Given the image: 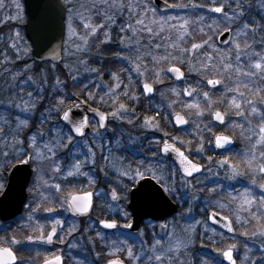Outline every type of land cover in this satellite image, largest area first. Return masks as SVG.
<instances>
[{
  "label": "snow or ice",
  "instance_id": "1",
  "mask_svg": "<svg viewBox=\"0 0 264 264\" xmlns=\"http://www.w3.org/2000/svg\"><path fill=\"white\" fill-rule=\"evenodd\" d=\"M12 6L17 10L15 16H9V20H15L17 22H22V5L19 3V0H10ZM234 5V6H233ZM6 0H0V10H3L6 7ZM165 6L169 7L168 0H165ZM171 7L179 8H188L189 5L185 4H172ZM191 8L197 10V15H199V10L207 8L211 13L221 14V23L218 25L217 20L220 18L213 17L212 23L208 24L209 31H213L214 28H219L222 26L224 32L229 33L233 37L232 40H229V45L231 46V51L221 50L215 44V39L212 36H208L206 40L201 43H193L190 48H180L179 55H173L168 53L165 50V54L161 56H152L153 62L159 61H168L169 66L164 68L161 67L159 70H153L155 75V80L153 83H163V77L167 76L169 73L172 74L178 80L183 81L185 79V71L182 70L181 65L187 64V70L191 72L193 70V65L191 63L192 56L195 55H204L208 63H201L199 69H197L198 74H203L207 71L209 67H214L212 64L213 56L208 55L207 49L211 48L216 52L220 53L219 59L221 61H229L224 65L226 69H232L236 73L237 83L235 87H230L224 85V81L219 78H207L205 77V87L208 85L215 88L217 85H222V91H227L229 93H236L238 95H233L230 98V106L234 109V114L237 117L243 118L247 123H251L249 117H258L259 118V139L252 141V150L253 154L247 156V169L251 170L254 173V178L252 179V184L257 186L260 189V195L257 198L251 190H244L239 196H233V201L239 202L240 210L249 214L251 220H255L260 226L258 233H253V235H259L264 237V183L257 184L255 175H258L261 180H264V163L257 164L256 167H253V161L256 160L254 154V149L257 146L264 147V87H259L258 82H264V0H227L226 3L222 0H205L204 3H191ZM95 9L98 15H102L103 22L97 23L95 25L91 23H84V28L88 30L85 36H81L80 40L83 41V45L77 44L76 51H87L88 47V37L94 36L96 40L93 41L92 46L95 47L96 44L107 45L113 42L117 44L124 45L125 47L129 46L131 41L123 35L126 32H132L135 34V29H133L131 22H125V24L119 26L117 30V36L115 41L112 38V28L115 25V15H122L123 10L127 9L129 15L133 12L137 13L136 24L143 26L147 31L152 35H158V32H153L152 27L145 24V20L140 18V8L144 9V15L146 16L148 12L153 14L155 17L156 8L150 7L149 4L139 5L138 2H129L126 3L125 0H100L99 6L95 3L91 6ZM227 9V11H226ZM256 9L260 14L259 22L251 15V10ZM103 10V11H102ZM115 11V15L110 14L112 11ZM177 17L168 16L161 17L159 20L152 19L150 24H158L160 31H163L166 27L176 29L178 32V40L175 44L172 45L173 48L179 46V41L183 40L186 35H190L188 31L189 20L181 19L183 22L179 25L173 23L169 25V21H175ZM200 21L205 20V16H199ZM70 30L73 35H76L75 31ZM103 36V39L100 36H97V33L100 32ZM203 29H201L202 31ZM257 36H259L258 45L256 43ZM20 38V32L16 31L14 33V39ZM227 39V37H225ZM251 41V42H250ZM243 44V47H242ZM7 47H10L16 50L17 59L20 58L21 49L16 42H12ZM157 49L161 48L160 44H156ZM257 47L260 49L257 51ZM203 49L204 52L197 53V50ZM27 50L25 49V52ZM191 53L192 56H187L186 54ZM184 57V58H181ZM118 59L127 60L128 56H121L117 53ZM139 59V57H138ZM6 63H11L7 62ZM82 63L87 64V60H83ZM233 65L235 67L233 68ZM56 65H53L48 71L51 72ZM138 76L145 77V73L149 71L146 66L144 70H141L142 64L136 63L133 65ZM4 72H7L13 80H23L24 83L35 84L36 81L33 75L29 73L33 71L31 65L27 62L23 66L17 68L4 67ZM39 71V69H36ZM91 71L99 74V69L93 68ZM113 75L112 73H109ZM41 82L48 80V76L44 72H39ZM247 78L248 82L240 81V78ZM116 80L115 89L120 88L119 78L113 76ZM73 79H76L73 76ZM53 86L49 89L42 90L37 88L35 93L28 91L26 97L22 96L20 93L22 89L17 90L16 98L12 100V103L8 105L9 108H16L21 112H29L32 115H35V110L38 106L41 107L39 122L42 124L49 123V128L47 132H40L36 129L32 131H27L29 128V121L18 116L9 114L7 116L0 115V142H5V138L12 136V146L9 150L3 151L0 153V156L3 158V164H0V195H4L6 191L5 186V176L8 173L9 169H12L13 174L20 184V191L23 193L25 189L31 184V191L35 192L39 187H48L55 189L56 192L61 191V183L67 181L68 183H78L81 177H88L89 181L94 182L95 178L90 175V172L93 168L97 167V152L91 144L84 143L88 140L87 130L92 129V135L95 140L98 141V144L95 146L100 149V157L102 161H107L108 157H105L103 154V139L104 134L100 129H107L109 124V116L112 120H117L121 124L135 125V121L140 119V117L135 116V108H129L126 104L120 103L115 107V110H110L108 113L99 112L98 109L92 108L89 104L88 108L84 112H92L95 115L99 116V119L95 122V125L90 124L89 117L84 114V112L79 111L85 103L89 101L99 100L103 104L104 97L93 95L91 92L87 93V99L83 102H76L71 106L62 107L65 105V100L72 96L71 92L65 93L64 89L67 88V82L61 80L58 75L52 77ZM131 78H129V83ZM153 83H148L146 80L142 82V90L151 94L154 92ZM240 83H243L245 89H249L250 94L245 93L240 90ZM252 85L250 88L249 85ZM96 87L95 84L92 85ZM174 92L175 88L172 89ZM185 93L188 96H193L195 92L197 96L201 93L196 92V89L187 87L185 88ZM106 95L110 98L114 94V89L109 91L106 90ZM180 93L177 92V95ZM122 95L130 99L131 101L138 102L139 97L134 93H129L127 88L122 90ZM202 96L205 101L209 104L212 103L209 92L204 91ZM47 100L48 104L43 105V101ZM55 100L56 104H52V101ZM19 101V103H17ZM193 107V105H188ZM197 109V115L203 116L204 111L200 109V104L197 102L194 105ZM74 109L75 111L74 113ZM212 115L216 121H219L220 124H225V118L228 115L226 112L221 113L219 110H215ZM55 118V119H53ZM154 117L144 118L141 120V126L145 128L155 129L158 127V124L153 123ZM177 124H187L188 120L177 117ZM230 124L231 121L229 120ZM244 125H241L243 128ZM7 129V131L5 130ZM210 130V129H209ZM27 131V135L25 132ZM251 139V138H250ZM233 141L228 135L221 133L216 134L215 145L218 148H225L227 145H230ZM119 143V142H117ZM5 147L8 148L7 143ZM76 147H86L88 149L87 159H81L78 156L73 157L72 149ZM158 151L154 152L153 155H157L158 152H163L168 154L169 150L172 149L180 159V168L177 170L180 172V176L177 179L176 171L169 170L170 175L168 180H157L156 183L160 187L150 186L142 181L145 180L147 176L151 178H156V172L147 165L138 166L135 169H125L118 173L116 177V187L112 188L110 193H104L101 191L100 195L103 199L105 196L110 195L112 201H122L126 206L123 209L124 224L122 225L125 229H131L133 227L132 219L134 214H136L142 206L154 204L159 201H163L165 204H168L169 201L165 199V195L171 196L175 199L177 194L176 184H190L191 181L189 178H194L195 174L201 173L204 171L201 165L193 162L189 156L185 155L184 152L180 151L179 148H175L173 145L164 142L162 146L158 142ZM64 150L65 155H59V153ZM197 151H203V144L197 149ZM69 157H73L75 162H71ZM211 159V158H209ZM260 159L264 160V151L260 153ZM45 162L48 163V172L53 174H59L61 177V183H50L49 180L45 179L44 165ZM220 166L224 168H229L231 171L230 179H236L238 176L242 175L241 169L238 165L232 164L229 165L227 160L220 161ZM87 167V170H85ZM143 169V170H142ZM105 177L108 176L107 171L104 172ZM29 177H32V180H29ZM56 177L53 176V179ZM222 187V186H217ZM117 188L119 192H117ZM213 192H216V188L212 189ZM218 194V193H217ZM61 206H66L65 210L71 211L75 215H86L92 209L93 204V193L87 192L85 195H75L72 192L68 193V197L60 201ZM255 206V211L253 210ZM41 207L40 204H37V210ZM224 205L221 204L220 208H223ZM48 212H54L56 209L54 207H49L46 209ZM191 209H189V212ZM207 219L211 220L213 223H218L220 221L224 222V226L227 227L229 232H234L235 229L232 226V220L226 216H219V212L212 210L206 213ZM219 216V221L217 217ZM29 220L32 219L30 215ZM102 224L103 229L115 230L118 228L116 220H101L99 222ZM58 227L63 228V221L56 220L54 225L51 227L49 232H45L43 228L39 229V234L36 236L29 235L26 237V241L30 243H40V244H55V243H65L62 235L58 234ZM162 227L167 228V225ZM91 230V228H90ZM207 231V229H205ZM68 235L72 234V228H69ZM97 236H100L101 239H105V236L100 232H96ZM243 235L247 236L248 233L245 232ZM21 241L16 239L15 236L11 237L8 240V243L19 244ZM190 242V238L187 242L179 240L173 241L172 238H169L168 246L164 247L162 245L161 239L155 240V245L150 249V252L153 254V257L157 264H165L167 261L170 264L173 258L179 259L178 256L174 257V253L179 252L181 246L187 248V244ZM112 244L119 245L115 247L114 251H109L107 253L106 264H125V260L121 259L119 253L121 251L126 252V255L129 260H135L137 264H141V258L136 256L131 247H125L128 244V241L125 239H115L112 241ZM73 248L76 247L75 244L72 245ZM235 245H230L228 250L223 251L221 254L227 258L231 264H236V260L233 256V249ZM262 248H264V241H262ZM250 251V250H249ZM99 256V254H97ZM0 257H6L3 260V264H17V256L14 254L11 247H0ZM63 256H56L54 259H45L44 264H63ZM247 264H264V255L259 257V259H253L252 256H245L244 258ZM20 264H28L27 261H21ZM201 264H209L207 260L202 261Z\"/></svg>",
  "mask_w": 264,
  "mask_h": 264
},
{
  "label": "rangeland",
  "instance_id": "2",
  "mask_svg": "<svg viewBox=\"0 0 264 264\" xmlns=\"http://www.w3.org/2000/svg\"><path fill=\"white\" fill-rule=\"evenodd\" d=\"M65 5H67V18H66V33H65V40H64V50H63V59L64 62L60 66H56L51 72L48 70L52 68V66H43L42 69H39V71H36L34 67V64L31 63V47L29 42L26 39L25 32H24V24L26 21V15H25V10L23 7V4L21 0H19V3L22 5L23 11L21 13L23 19L22 22H17L15 20H9V16H15L17 13V10L12 4L10 3V0H6V7L3 10H0V115H9L12 114L14 116H18L20 118L26 119L29 121V128L27 131H32L33 129H36L40 132H47L49 128V123L42 124L38 123L37 125H33V120L35 116L41 119L40 117V111L41 107L38 106L37 109L35 110V115L30 114L29 112H21L16 108H9L8 105L12 103V100L16 98L17 90L19 86V89H22L21 95L25 96L27 95L28 91H32L35 93V90L37 88H41L42 90H47L50 87H52V77L58 75L61 80H65L67 82V86L69 87L65 88V93L71 92L74 88L77 89V92H84L86 95L88 92H91L93 95H98L101 93L103 96L107 97L108 99H112L113 101L116 102L117 98L121 95L119 90L121 89L122 85L124 84L123 80H125L126 85L125 87L128 88L129 85V78H131V81L136 82L139 81L140 85L142 82H144L147 79V72L145 73V77L138 76L133 65L136 63H141L142 67L141 70H144V66L147 67V61L151 60L152 61V56H156L154 54L157 51V48L155 47L154 40L158 37V35L161 33L159 29L158 24H150L149 22L154 18L156 20H159L161 17H168V16H175L177 19L175 21H169V25L175 23L177 25L181 24L183 21L181 17L184 19V16L181 13V8L179 7H173L171 10H166V11H159L153 4V0H141L139 5H144V4H149L150 7L156 8V14L155 17H153V14L151 12H148L147 15H144V9L141 7L140 8V18H143L145 20V24L152 27V29H155L156 31L153 30V32H158V35H152L150 34L146 28H144L141 25L136 24V19H137V13L133 12L131 15H129V12L127 9L123 10L122 15H115V11L113 10L110 14L115 15V25L112 28V38L113 41H115L116 36H117V30L119 26L125 24V22H131L133 29H135V34L133 35L132 32H126L123 35H125L130 41V45L125 47L124 45L117 44L115 42L111 43L113 46V50L115 53H119L121 56H128L127 60L123 59H118L117 55L115 59H117V62L119 64V68L121 69V74H119L118 70L117 73L115 72H109L112 73L113 75H108L106 78L108 80L112 81V85L105 83L103 81L102 74L97 75V73L91 71V69L96 68L97 66L94 65L95 62H97L94 58L93 54H96L97 52V45L95 47L92 46L91 39L94 36H89L88 40V47L87 51H76V45L80 44L83 45V41L80 40L81 36H85L88 32L87 29L84 28V23H91L93 25L97 23L103 22V17L102 15H98L95 11L94 8L91 6L95 3L97 6H99L100 0H65ZM126 3L129 2H135L132 0H125ZM103 11V10H102ZM205 14L209 15V13L204 12ZM217 17L220 18L217 20V24L219 25L221 23V14H214L211 13V16H205V20L208 19V21H203L202 23L200 21V27L201 29L204 30V27L206 29L208 28L207 24L212 23V18ZM69 25H71V29L75 31L76 35H73ZM158 30V31H157ZM164 30L167 31V37L164 39L168 43V48L171 51L176 52L175 55H179L180 53V47H182L181 41H179V46L176 48H173L172 45L175 44L178 40V32L176 29H172L170 27H166ZM202 30V31H203ZM16 31L20 32V38L19 39H14V33ZM103 30L97 33V36L101 35ZM206 32V31H204ZM214 32L213 37L215 39V43L218 45V37L219 35L224 32L222 30V26L219 28H214L212 31ZM174 36V37H173ZM156 37V38H155ZM96 39V37H95ZM103 39V36H102ZM233 37L231 36V40ZM162 42V40H159ZM12 42H16L20 49H21V54L20 58L17 59L16 55V50L7 47ZM99 46V44H98ZM219 46V45H218ZM229 43L227 44V47H229ZM226 47V46H225ZM224 47V48H225ZM25 49L27 50L25 52ZM156 50V51H154ZM213 50V49H212ZM170 51H168L169 53ZM174 54V53H173ZM220 54V53H219ZM187 56H192L191 53L186 54ZM139 57V59H138ZM158 57V56H157ZM193 57L191 59V63L193 65V70L189 72L187 69L186 77L188 75V78L192 79V76L198 75L197 70L195 68V62H193ZM184 58V57H181ZM83 60H87L88 63L84 64L82 63ZM11 62V63H6ZM27 62L29 65L32 66L33 71L30 72V75H33L35 78L36 83L33 85H30L31 83H24L23 80H13L11 76L7 73L4 72L3 69L4 67H9L11 68H17L20 66H23ZM153 62V61H152ZM153 63H158V62H153ZM169 66V65H168ZM188 67V66H186ZM235 65H233V68ZM183 70V69H182ZM39 72H44L48 76V80L45 82H41ZM65 72V73H64ZM217 75H219V79H222L224 81V85L230 86V87H235L237 81L236 73L234 70H217ZM73 76L76 77V79H73ZM113 76H116L119 78L120 82V88L115 89V84L116 80H114ZM217 76H213L211 78H218ZM188 79V81H189ZM155 80V77H154ZM197 80V78H194V81ZM240 81L242 82H248L247 78L241 77ZM95 84L96 87H93L92 85ZM99 86L102 88L103 91H99ZM259 87H264L263 82H258ZM190 87V86H185V88ZM222 85H220L218 88L213 89L210 87H206V89L209 92V97L211 101L213 100H220L221 103L225 104V107L228 108L229 113L226 116V124L223 126V128L234 132L238 138L240 139V144L238 145L237 149L233 152L232 156L236 155H241V159L244 162V165L246 169L244 171L241 170L243 173L242 175L238 176L236 179H230L229 177L231 176V171L230 167L229 168H224L220 166V161L217 159L216 164L219 165V168L222 169L223 173H220L219 175L215 173L219 172L217 169L211 168L213 166L214 160L209 159L205 156V151H195V155L199 158L205 159V162L207 163V171L206 174L201 177L198 181L195 183H190V184H184V186L187 189H193L196 188V186H208L209 191L208 194L203 196V198L200 199L198 195L196 196H191L188 193H184L183 198H185V203L184 205L186 206V210H183V212L179 215H177L174 218L168 219L164 222L160 223H149L147 227L148 233H150V242L146 240L147 232L143 233L142 235H138L134 238L136 242H138L136 245L140 246L139 252L136 254V256H139L141 258L142 264H157L155 261L153 254L150 252V249L155 245V240L156 239H161L162 245L164 247L168 246V241L169 238L171 237L173 241H176L177 238L179 240L187 242L190 238V242L187 244V248L181 246L179 252L174 253V257L178 256L179 259L173 258L170 262V264H193L195 263V259L191 257V251L195 245V239L197 235V231L199 229H202V231H209L212 235V237L215 238L216 236V230L209 228L206 221L199 216L198 214H202L204 208H211L214 207L217 211H220L230 217L233 221H235L237 225V238H233V244L236 245L235 249L233 251L235 252V257H239L238 264H244L245 256H259V255H264V248H262V241H264V237H260L259 235H253V233H258L260 228L259 224L255 220H251L250 216L248 213L243 212L240 210L239 207V202L238 201H233L232 197L233 196H239L240 193H242L244 190L248 189L253 192V194L258 198L260 193V189L252 184V179L254 178V173L247 169V161H246V154L247 156H251L253 154L252 150V141L258 140L259 139V118L258 117H249L251 120V123H247L243 118L237 117L234 114V109L231 108L230 106V98L233 95H238L236 93H229L227 91H222ZM249 87L251 88L252 85L250 84ZM184 88V90H185ZM194 88V87H191ZM67 89V90H66ZM114 89V94L110 98L108 95L105 94L106 90H113ZM195 89V88H194ZM183 90L184 96L186 97H191L188 96L185 91ZM240 90L244 91L247 94H250L249 89H245L243 87V83H240ZM196 92L201 93V98L202 96V91L196 89ZM161 94H165L162 92ZM160 94V95H161ZM72 95H77L76 93H72ZM159 95V97H160ZM193 95H196L194 92ZM166 97V96H165ZM165 97L159 98V100L163 101ZM69 100V98H67ZM204 99V98H203ZM99 102V101H98ZM19 103V101H17ZM163 103V102H161ZM48 104L47 100L43 101V105L46 106ZM53 104V103H52ZM56 104V103H55ZM174 104V103H173ZM213 104L208 105V110H204V115L203 116H198L197 112H194L195 114L192 115L190 118L186 116L189 120V124L191 125V122H193V127L200 125V123L204 120L205 122V117L209 115V118L211 120V115L212 113L217 110L212 107ZM62 107H65L64 105ZM168 109H172L171 105H169ZM171 111V110H170ZM223 113H225L223 111ZM173 114V111H172ZM55 119V118H53ZM231 121L229 124L228 121ZM212 122V121H211ZM119 124L120 122L117 121ZM117 124V125H118ZM244 125L243 128H241V125ZM95 125V124H94ZM131 128L134 127L133 125H130ZM214 126V125H213ZM41 128V129H39ZM135 128H141L140 124H136ZM145 128V127H142ZM148 129V128H146ZM209 129V128H208ZM7 131V129H5ZM140 130V129H139ZM27 131L25 132V135H27ZM109 134L106 133L104 136H108ZM132 136V135H131ZM142 134H137V137H141ZM251 138V139H250ZM118 140H115L114 142H103V154L105 157H108L107 161H102L100 157V149L96 148L95 146L98 144V141L94 139L93 135H90L88 137V140L85 141L84 143L86 144H91L96 152H97V167L93 168L92 171L90 172V175H101L104 176V172L107 171L108 176L112 181H114L116 185V177L119 172L131 168L135 169L138 166H133L129 162V156L127 153H124V151L121 149V147L118 145L119 143ZM5 143H7L8 148L5 147ZM12 146V136H8L5 138V142H0V153L3 151H7L11 148ZM131 146V144L129 145ZM130 148V147H129ZM261 151H264V147L257 146L254 149V154L256 156V160L253 161V167H256L257 164L259 163H264V160L260 159V153ZM73 152V157L78 156L81 159H87L89 153L88 149L86 147H76L72 149ZM65 151L62 150L59 155H65ZM73 157H69L71 159V162H75V159ZM230 157V156H229ZM227 159V158H226ZM3 158L0 156V164H3ZM144 164L140 165L141 167ZM229 165H232V163H229ZM153 169V171L156 172V176L158 178H163V175L165 176V181H167L168 176L167 173H169L168 166L164 163H161V161H158L155 166L153 164L148 165ZM211 166V167H210ZM99 167V168H98ZM85 170H87V167H85ZM143 170V169H142ZM44 173L45 176L44 178L47 179V177H53L55 175L59 174H53L48 172V163L45 162L44 165ZM88 177H81L80 180H85ZM250 178V179H249ZM255 178L257 180V184L259 183H264V180L260 182L261 180L258 175H255ZM93 182L89 181L87 179L86 185L87 187L95 186L97 183L94 185ZM217 186H222V187H217ZM216 188V192H213L212 189ZM103 191L106 193V190L104 187L99 186V189L97 190L99 197H101L100 193ZM48 192V190H47ZM117 192H119V189L117 188ZM110 193V192H109ZM218 193V194H217ZM109 197V204H108V209L111 213H121L122 218L123 216V206L121 201H112L110 195ZM104 201L107 200L106 196L103 198ZM181 201V199H179ZM188 204V205H187ZM223 204L224 207L220 208V205ZM189 209L191 211L189 212ZM195 209H199L200 211L197 212ZM253 210L255 211V206H253ZM167 225V228L162 227L163 225ZM236 228V227H235ZM238 230L239 233H245L247 232L248 235H238ZM237 240V241H234ZM242 240V244H240V241ZM235 242V243H234ZM259 245L257 246V244ZM241 246V248H239ZM250 250V251H249ZM223 251L215 252L214 250L211 251V257L212 258H219L221 260L222 258V253ZM188 254V255H187ZM191 257V260L189 257ZM204 256V255H203ZM210 257V258H211ZM202 258V257H201ZM207 260L206 257H203V261ZM131 264H137L135 260H130ZM202 262V261H201ZM89 264H95L94 261H90ZM165 264H168L166 261ZM210 264H215V261L212 260L210 261Z\"/></svg>",
  "mask_w": 264,
  "mask_h": 264
},
{
  "label": "flooded vegetation",
  "instance_id": "3",
  "mask_svg": "<svg viewBox=\"0 0 264 264\" xmlns=\"http://www.w3.org/2000/svg\"><path fill=\"white\" fill-rule=\"evenodd\" d=\"M116 54V53H115ZM124 84L122 85L119 92L121 95L117 98L115 107L118 106L120 103H128V104H136L140 101H144L145 104L149 103V107H153L155 109V113L160 118H167V113L163 112L162 110V103L165 102L167 99L165 97V94H161L162 92L165 93V89L167 86L174 87L177 83L176 81H173L169 83V85H166L165 83H159V86L153 83L154 87V94L153 96L147 97L145 95V92L142 90L143 84L140 85L139 81L136 82H130L128 85L127 90L129 93H134L136 96L139 97L138 102H133L130 99L125 98L122 95V90L125 89L126 81L123 80ZM148 83H152L149 81H146ZM161 94V95H160ZM160 95V97H159ZM165 97V99L162 101L159 100V98ZM115 110V108H114ZM138 112H141V109H138ZM100 112H105L101 109H99ZM136 112V111H135ZM137 113H135V116ZM97 121L96 118L90 119V124L94 125ZM139 124V120L135 121L134 127L131 128L129 124H121L117 123V120H112V118L109 116V124L107 129H100V131L103 134L108 133V136H104L103 142H114L115 140L119 141V146L124 151V153H127L129 156V162L133 166H140L142 164L144 165H150L153 164L155 166L158 161H161V163H164L168 166L169 170L176 171L177 173V179L180 176V172L177 171L179 169L177 163L172 160L171 158H168L163 155L162 152H158L157 155H153L154 152L158 151V142L159 145L162 146L164 142H170L174 146L180 149V151L184 152L185 155L189 156V158L202 166L204 171L199 176H196L194 178H189L191 183H195L198 181L201 177H203L206 174L207 171V163L205 162V159L199 158L195 155V151L192 153H189L188 151H184L181 147V144L183 143L181 139H179V133H184V131L179 130L173 126L172 123V116L170 117V123L172 125V133L170 137H168V134L165 133L161 127H159L162 131L155 133L156 129H146V128H135L136 124ZM118 124V125H117ZM140 129V130H139ZM211 129V134L208 133V137H210V140L206 138L200 137L198 140L201 144H203V141H207L206 148L203 144V150L208 151V154H205L207 158H211L214 160L213 166L211 168L217 169L219 172L215 173L220 174L223 173L222 169L219 168V165L216 164L215 161L217 159L219 160H227L229 163L238 165V163H233L230 161L229 156L233 154V152L236 150L238 145L240 144L238 136H233L229 134L227 129L225 128H218V129ZM223 133L225 135H228L234 140L235 148H233L231 151L227 152H214L213 150V141L216 137V134ZM162 133V134H161ZM137 134H142V136L139 138L137 137ZM92 135V129L91 133L88 134V137ZM132 135V136H131ZM182 136V135H181ZM131 144V146H129ZM200 144V145H201ZM199 146V145H198ZM130 147V148H129ZM200 147V146H199ZM198 149V148H197ZM227 158V159H226ZM99 168V167H98ZM240 168V166H239ZM241 169V168H240ZM10 169L8 170L9 173ZM8 173L5 176V186L7 189L8 186ZM170 172L167 173V176L169 177ZM95 178L94 185L95 186L87 187L86 178L84 181L80 180L78 183H68L67 181H64L61 183V177L59 175H55V179L53 177H47V180H49L50 183H61V191L56 192L53 188H48L46 186L39 187L35 192L31 191V184H29V187L26 189L27 192V198L26 201L22 207L21 213L16 216L15 218H12L7 221H1L0 220V247H11L14 254L17 256V264H20L21 261H27L28 264H44L45 259H54L56 256H63V264H89L90 261H94L95 264H106L107 253L109 251H114L115 247H119V245H113L112 241L115 239H125L128 241V244L125 247H131L133 249L134 254L136 255L139 250L140 246H137L134 238L138 235H142L143 233L147 232L146 240L150 242V233L147 231V227L149 223H160L164 221H152V220H145L139 229V231L131 232L128 230H125L122 226L125 222L124 218H122L121 213H111L108 209L109 204V197L106 196L107 200L104 201L101 197H99L97 190L99 189V186L104 187L106 190V193H109L112 188L116 187L114 181H112L109 177H104L101 175H91ZM163 178H158L156 176L155 179L151 178V176H147L145 179L153 180L155 183L157 180H164L165 176L162 173ZM250 179V178H249ZM32 180V177H30V181ZM168 180V179H167ZM92 183V184H93ZM157 184V183H156ZM158 185V184H157ZM160 187V185H158ZM200 187V186H198ZM196 186V189L198 188ZM177 194L175 199H173L171 196H167L174 204L177 205V213L173 215L171 218L176 217L177 215L181 214L183 210H186V204L184 205L185 198H183L184 195V184L177 183ZM195 189V188H193ZM48 190V192H47ZM72 192L75 195H85L87 192L93 193V204L92 209L90 210L89 214L87 215H75L71 211L65 210L66 206H61L60 201L64 198L68 197V193ZM191 196H196L197 193H188ZM1 196V195H0ZM181 199V201L179 200ZM123 208L126 206L121 201ZM37 204H40L41 207L39 210H37ZM188 205V204H187ZM54 207L56 211L54 212H48L46 211L47 208ZM195 211L199 212V209H195ZM212 211L211 208H204L203 213L198 214L201 216L207 223L209 228L214 229L209 224V219H207V212ZM32 216V219L29 220L28 217ZM169 218V219H171ZM56 220L63 221V228L58 227V234L62 235L63 239L65 240V243H55V244H40V243H30L26 241V237L29 235L36 236L39 234V229L43 228V230L47 233L51 230V227L54 225V222ZM101 220H116L118 224V228L115 230H108L103 229L101 224L99 223ZM232 220V219H231ZM235 223V221H234ZM234 223L232 221L233 227ZM259 226V225H258ZM69 228H72V234L68 235ZM91 228V230H90ZM260 228V226H259ZM96 232H100L102 235L105 236V239H101L100 236L96 235ZM149 234V235H148ZM15 236L16 239L21 241L19 244H9L8 240ZM200 238H202V241L207 240L209 244L214 242V237H212L211 233L209 231H202V229H199L197 231L196 239H195V245L191 251V257L195 259V263L198 264L200 260V247L197 244L199 242ZM75 244L76 247L73 248L72 245ZM206 245V244H204ZM208 245V244H207ZM259 243L257 244V246ZM211 251L208 249H204L201 252L202 260L203 257L207 258V261L210 260V254ZM99 254V256H97ZM204 255V256H203ZM119 256L121 259L125 260V264H131L130 260L128 259L126 252L121 251L119 253ZM190 257V258H191ZM253 259H259L261 255L259 256H252ZM6 259V257H0V264H3V260ZM236 261H238L239 257H235ZM245 260V259H244ZM142 264V262H141ZM244 264H247L246 260Z\"/></svg>",
  "mask_w": 264,
  "mask_h": 264
},
{
  "label": "trees",
  "instance_id": "4",
  "mask_svg": "<svg viewBox=\"0 0 264 264\" xmlns=\"http://www.w3.org/2000/svg\"><path fill=\"white\" fill-rule=\"evenodd\" d=\"M132 1L138 2V4H140V2H141V0H132ZM168 2L171 4L175 3V4L189 5L188 8H181V13L184 16V19H187L190 22L188 25V31H189L190 35H186L183 38V40H181L182 47H180V48H190L193 43H201L204 40H206L208 38V36L215 37L214 32L209 31V28L206 29V27H204V30L201 31V27H200L199 16L200 15H203V16H209L210 15L211 16V12H209L207 10V8H204L203 10H199V15H197L196 14L197 10L192 9L190 6L191 3H193V2L204 3L205 0H168ZM222 2L226 3L227 0H222ZM226 11H227V9H226ZM204 12L209 13V15L205 14ZM251 15L259 22L260 14L256 11V9L251 10ZM205 21H208V19H206ZM201 22L204 23L203 21H201ZM153 30L156 31L155 29H153ZM204 31H206V32H204ZM167 35H168L167 31L163 30V31H161V33L158 35L157 38L155 37L158 40H154L153 41L154 44L155 45L156 44L161 45L160 49H157V51L154 50V51H156L154 53V54H156V56H161V55L165 54V50L167 52L170 51L169 53H172V54L174 53L173 55H175L176 52L169 50V48L167 47L168 43L164 40L167 37ZM99 36L102 39V35H99ZM94 40H96L95 37H93L91 39L92 44H93ZM159 40H162V42ZM258 42H259V36H257V41H256L257 45H258ZM215 44L221 50L231 51V46H229V47L226 46L224 48V47L218 46L217 43H215ZM96 45H97V52H96V54H93V55H94V58L97 62H95L94 65H96L97 69H99V75L102 74L103 81L105 83L110 84V86H111L112 81L108 80L106 78V76L108 75V73L110 71L117 73V70L119 68V64H118L117 60L115 59L114 50L112 49L113 45L112 44H107V45H100L99 44V46H98V43ZM242 47H243V44H242ZM259 50L260 49L257 47V51H259ZM202 52H204L203 49L197 50V53H202ZM207 53H208V55L213 56L212 64L214 65V67H209L207 71L203 72V74L197 73L198 75L192 76L193 81L191 79H189L188 75H187L184 83L176 84L174 87H171L169 85V83H171L172 80L170 79V77L168 75L164 76L162 73L163 83H165L166 85H169L165 89V96H166L167 100L162 103V107H163L162 110H163V112L167 113V118H160L159 116H157L155 113V109L153 107H149V103L145 104L144 101H140L139 103H136V104L126 103L127 107L135 108V111H136L135 113H137L136 116L140 117V119H137V120H139L140 125H141L142 119L154 117L153 123L158 124L157 129L155 128L156 129L155 133L161 132L162 130L159 128V127H161L164 131H166L165 133L168 134V137H170V135L173 134L172 133V130H173L172 125L170 123V114L172 111L180 112V113H182L185 116H188L190 118L192 115L195 114L194 112H197V108L194 106L197 102L200 104V109H203V111L208 108L209 103L207 101H205L203 98H201L200 95L199 96L193 95L191 97H186V96H184V93H183V90H184L185 86H187V85L190 87H194L195 89H198L202 92L208 91L205 87V79L204 78L205 77L211 78L213 76L218 77L219 75H217V73H216L217 70H220V69L222 71L227 70L224 67V65L226 63H228L229 61H221L219 59V56H220L219 52H216V51L212 50L211 48H209V49H207ZM30 61H31V63L34 64V67L38 68V69H42L43 66L49 65V64L37 65L34 63L32 58ZM193 62H195V64H197V65H195L196 70L200 68L202 62L208 63L206 56H204V55H195L193 57ZM146 63L148 65V70H149L147 73V79H148L147 81L152 82V83H153L154 77H155L153 70H159L161 67L166 68L169 65L168 61H159L158 63H153L151 60H149ZM50 66H52V65H50ZM186 66H187V64L181 65L182 69L187 73V70H186L187 67ZM121 69L122 68H119V70H118L119 74H121ZM228 70H230V69H228ZM194 78H197V80L194 81ZM188 79H189V81H188ZM50 83H52V85H53V81ZM154 84L155 85L157 84L159 86V83H154ZM30 85H33V84H30ZM67 87H69V85ZM173 88H175V90L180 94L177 95V92L176 91L174 92L172 90ZM64 91H65V89H64ZM99 91L100 92L103 91L100 86H99ZM71 93H76L79 96L87 99V95L83 91L78 93L76 88L71 90ZM96 96L99 97L100 94L98 95V93H97ZM101 96H103L102 93H101ZM103 97H104L103 104H101V102L99 100H97V101H89L90 105H92L93 107H96L98 109H101L103 111H106V112H109L110 110H114L116 103H114V101L112 99H108L105 96H103ZM70 102H71L70 98H69V100L66 99L64 106L68 105ZM52 103L55 104L56 101L53 100ZM190 104L193 105V107H189L188 105H190ZM211 104H213L212 107L214 106L215 109L229 113L228 108L225 107V104L221 103L219 99L217 101L213 100ZM169 105H171L172 109H168ZM138 109H141V112H138L139 111ZM37 119L40 120V118L35 116V118L33 120V125H35V126L38 123ZM44 124L46 125V123H44ZM193 125H194L193 122H191V125L189 126V129L186 132L179 133V139H181L183 142L181 144V147L183 148L184 151H186V152L188 151L189 153H192L193 151H196L197 148H199L201 143L198 139L200 137H202V138L207 137L210 140V137H208L209 136L208 133L211 132L212 128H213V130L216 129V127H214L212 125L211 120L209 118V115L207 117H205V122L203 120L200 123V125H197L194 127H193ZM39 129H41V128H39ZM227 132L233 136H236V134L232 131L228 130ZM202 143L205 145L204 147L206 148L207 141H203ZM208 153H209L208 151H205V154H208ZM230 161L233 163H238L239 166H241L242 168L245 169V165H244L243 160L241 158L230 159ZM208 189H209V187L205 186V185L200 186L197 189L196 188L195 189H187L184 186V193L185 192L186 193H193V192L197 193V195L201 199V198H203V196L208 194V191H209ZM211 209L215 210L213 207H211ZM238 235L242 236L243 231H242V233H239V230H238ZM234 241H237V240H234ZM204 244H206V245H204ZM240 244H242V241H240ZM196 245H198L200 247L199 253L201 255V252L204 249H206V250L212 249L215 252H219V251H223V250L229 248L230 245H234V244H233V237H229L228 235H226L220 231H216V236L214 238L213 243L209 244L207 240L202 241V238H200L199 242H197ZM239 248H241V246ZM215 264H223V263L220 261V259H215Z\"/></svg>",
  "mask_w": 264,
  "mask_h": 264
},
{
  "label": "water",
  "instance_id": "5",
  "mask_svg": "<svg viewBox=\"0 0 264 264\" xmlns=\"http://www.w3.org/2000/svg\"><path fill=\"white\" fill-rule=\"evenodd\" d=\"M23 1H24L26 17H27V21L25 24V32L28 40L32 45V56L34 61L36 63L50 62L54 65L60 64L62 62V49H63V41L65 36V18H66V9L62 0H23ZM154 3L160 10L165 11L171 9L170 4H168L169 7H166L165 2L163 0H154ZM225 37H227V39H225ZM230 37L231 36L229 35V33L227 32L222 33L218 38L219 44L225 46L226 44H228ZM170 75L174 80L181 82V80H178L175 77H173L172 74ZM208 86L210 88H213V86L211 85ZM218 86L219 85H217L215 88H217ZM153 94L154 92L151 94L145 92V95L147 97L153 96ZM83 101H84L83 99L78 97L73 98V104L76 102H83ZM88 106L89 104L85 103L83 107L79 109V111L84 112V110L87 109ZM75 111L77 110L74 109V113ZM84 114H86L89 118L96 117L97 119H99L98 115H95L90 111L84 112ZM177 117L187 120L185 116L177 113L172 117L174 126L180 130H186L188 127V123L177 124L176 123ZM212 120L214 123L218 125H223L220 124L219 121H216L213 115H212ZM89 132L90 129L87 130V133ZM231 140L233 142L230 145H227L223 149L218 148L213 141V150L215 152L231 150L234 146V140L232 138ZM167 143L173 145L169 141ZM174 147L177 148L176 146ZM163 155L168 158H171L177 163L179 168L181 167L180 159L172 149L169 150L168 154L163 153ZM199 174L200 173L195 174L194 177ZM8 177H9V181L5 194L0 196L1 221H7L18 216L21 213L22 207L27 198L26 189L23 191V193H21L20 184L16 179L15 175L13 174L12 169L9 171ZM142 183H145L150 186L154 185L156 187H159L153 180L150 179H145L144 181H142ZM165 199L169 201L168 204H165L163 201H159L154 204L142 206L140 210L136 214H134V217L132 219L133 227L131 229H125V228L124 229L131 232H136L139 231L141 224L146 219L163 220L165 218L174 215L177 211V206L172 201H170L169 198H167L166 196ZM219 216H223V215L219 214ZM219 216L217 217L218 221H219ZM209 222L211 225H213L216 228H219L227 233H232L229 232L227 227L224 226L223 221H220L218 223H213L211 220H209ZM223 260L227 264H231V262L228 261L227 258L224 256H223Z\"/></svg>",
  "mask_w": 264,
  "mask_h": 264
}]
</instances>
